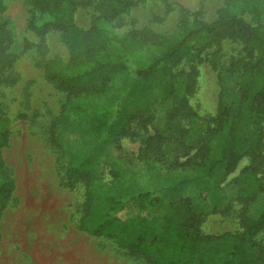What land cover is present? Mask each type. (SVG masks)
Here are the masks:
<instances>
[{"label":"trees","instance_id":"16d2710c","mask_svg":"<svg viewBox=\"0 0 264 264\" xmlns=\"http://www.w3.org/2000/svg\"><path fill=\"white\" fill-rule=\"evenodd\" d=\"M27 2L32 8L28 28L40 37L54 30L62 33L68 59H48L44 76L69 95H107L115 75L129 74V52L157 47V54L138 74L143 79L156 80L171 105L164 127H153L147 132L141 148L143 158H154L171 169L196 168L203 177H211L220 169L234 172L244 156H251V163L237 180L241 187L238 199L244 204L242 231L205 233L201 227L203 212L190 197L165 202L154 190L126 177L121 163L101 169L93 165L99 154L97 149L110 134L116 133L114 113L94 107L88 110L77 103L68 110L90 114V129L97 141L93 148L88 145L70 151L65 168L69 187L84 183V213L79 229L94 237L113 239L120 248L147 264H264V244L254 241L264 229V208L258 214L251 213L252 203L264 192V0H227L213 20L204 19L199 9L193 11L190 19L191 10L184 7V14L171 33L156 32L151 27L121 30L125 24L106 27L97 20L89 28H82L74 19L78 0ZM136 3L137 0H101L100 7L105 18L117 19ZM5 10L6 2L0 0V12ZM39 14H47L49 19L38 24ZM227 39L243 45V54L233 59L228 69L230 77L237 76L238 88L230 93L226 77L220 75L217 110L206 118L212 123L207 126L208 134L197 143L189 142L199 118L190 101L198 70L195 66L187 71L176 67L194 54L193 50L194 58L202 62L204 52L215 47L210 61L219 69L221 45ZM14 42L8 22L0 21V76L17 60ZM122 88L127 90L126 86ZM10 123L0 106V190L3 185L8 187L7 193L0 195V219L16 189V179L7 169L3 155L9 143ZM214 138H218L217 144L212 143ZM52 142L60 146L55 133ZM100 173L105 174L103 180ZM189 178H174L166 193L180 188ZM132 203L139 213L122 219L119 213ZM156 206L164 212L143 214Z\"/></svg>","mask_w":264,"mask_h":264},{"label":"rangeland","instance_id":"374dc122","mask_svg":"<svg viewBox=\"0 0 264 264\" xmlns=\"http://www.w3.org/2000/svg\"><path fill=\"white\" fill-rule=\"evenodd\" d=\"M100 1L78 0L74 19L80 27L89 28L97 20L106 27L125 24L121 30L131 26L151 27L156 32L171 33L184 14V7L191 10L190 19L193 11L199 9L204 19L213 20L227 0H137L131 10L117 19L104 17ZM5 2L6 10L0 12V21H7L13 31L17 60L0 76V106L11 121L9 143L3 155L7 169L16 179V189L4 211V239L0 241V248L4 247V264H147L120 248L113 239L94 237L79 229L84 213V183L69 187L65 168L70 151L88 145L93 148L97 141L90 129V114L68 110L77 103L84 104L88 110L94 107L111 109L114 113L116 133L110 134L97 149L95 167L121 163L126 177L154 190L165 202L180 196L190 197L203 212L201 227L205 233L242 231L244 204L238 199L241 187L237 180L243 168L251 163L249 154L234 172L220 169L211 177H203L196 168L171 169L141 155L147 132L153 127H164L171 105L156 80L143 79L138 74L157 54V47L129 52V74L115 75L107 95H69L44 76V63L48 59H68L62 33L54 30L40 37L28 28L32 8L27 0ZM246 18L252 20L250 15ZM47 19V14H39L37 23ZM221 48L219 69L210 61L215 47L204 52L202 62L194 58L193 50L194 54L176 67L187 71L195 66L198 70L190 101L199 118L189 142L197 143L208 134L207 126L212 123L206 118L214 116L217 110L220 75L226 77L230 93L238 88L237 76L230 77L228 69L233 59L243 54V45L227 39ZM53 133L60 146L53 144ZM250 140L248 135V143ZM217 141L218 138L212 139L213 144ZM100 175L103 180L105 174ZM184 177L190 178L180 188L174 187L166 193L174 178ZM7 191L8 187L3 185L0 195ZM263 208L264 192L252 203L251 213L258 214ZM162 211L156 206L143 214L160 215ZM137 213L139 209L132 203L119 216L125 219ZM254 241L264 244V229Z\"/></svg>","mask_w":264,"mask_h":264},{"label":"crops","instance_id":"0c3cea01","mask_svg":"<svg viewBox=\"0 0 264 264\" xmlns=\"http://www.w3.org/2000/svg\"><path fill=\"white\" fill-rule=\"evenodd\" d=\"M0 230L2 233V239H4V213L0 219ZM0 264H4V247L0 248Z\"/></svg>","mask_w":264,"mask_h":264}]
</instances>
